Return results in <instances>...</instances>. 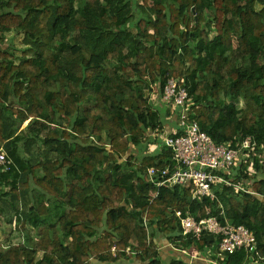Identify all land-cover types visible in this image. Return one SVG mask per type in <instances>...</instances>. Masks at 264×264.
Segmentation results:
<instances>
[{
	"label": "trees",
	"instance_id": "16d2710c",
	"mask_svg": "<svg viewBox=\"0 0 264 264\" xmlns=\"http://www.w3.org/2000/svg\"><path fill=\"white\" fill-rule=\"evenodd\" d=\"M171 77L216 143L255 139L231 177L256 194L218 184L215 200L179 186L153 199L147 171L173 154H146L166 114L150 94ZM1 150L0 222L27 237L0 242V264H212L183 251L214 259L218 238L185 237L176 215L208 207L256 234L257 252L221 264H264V0H0Z\"/></svg>",
	"mask_w": 264,
	"mask_h": 264
},
{
	"label": "built area",
	"instance_id": "2783aa9c",
	"mask_svg": "<svg viewBox=\"0 0 264 264\" xmlns=\"http://www.w3.org/2000/svg\"><path fill=\"white\" fill-rule=\"evenodd\" d=\"M160 100L167 107L178 111L180 128L166 135L164 139V146L172 151L171 160L164 168L150 167L147 171V180L155 188L152 192L153 199L159 196L162 187L172 189L179 186L191 190L193 199L215 200L217 198L215 187L218 184L234 186L237 193L243 191L245 194H256L250 189L247 190L243 184H235L231 177L232 171L246 160L249 151L256 150L257 143L252 136L242 139L236 147L230 140L216 143L197 121L190 119L192 98L184 79L169 78ZM11 164L7 153L1 150L0 166L9 169ZM176 215L185 237L192 236L199 240L205 234H211L219 240L217 250L214 251L216 258L212 259L210 256L212 249L203 252L196 248L200 253L198 256L190 255L188 250H184L191 260L199 259L207 263L221 264L220 259L238 250L244 249L251 254L257 252L254 231L243 224L230 222L223 216V211L220 217L225 218V223L219 216L212 215L209 207L207 216L201 219L192 214L185 215L182 211H177ZM147 220L149 219L145 216L146 227ZM169 246L174 247L172 244ZM112 251L116 254V247ZM93 264L102 263L94 261Z\"/></svg>",
	"mask_w": 264,
	"mask_h": 264
},
{
	"label": "rangeland",
	"instance_id": "374dc122",
	"mask_svg": "<svg viewBox=\"0 0 264 264\" xmlns=\"http://www.w3.org/2000/svg\"><path fill=\"white\" fill-rule=\"evenodd\" d=\"M14 49H17L19 46L21 47L22 44L20 42V39L17 37L16 33L13 34L12 36L9 37V40L8 42ZM151 96V99L152 101L154 102V105L156 107H159V110L161 109V111L163 110L164 114H165V117H164V125L163 127H159L157 128L154 132H153V135H150L151 139H153L155 141V143L153 142L152 144L149 145L148 149L146 150V154L147 153H156L158 151V149H162L164 148V139L166 137V135H168L169 131H170V128L169 126L171 125L172 127H176L177 129L180 128V125H179V121H178V111H175L174 109L172 108H169L167 107L165 104H163L160 100V97L158 96V91H157V87L154 85V92H152L150 94ZM238 105L240 107H245L249 110H252L253 109V104L250 103V102H247V101H240L238 103ZM159 143V148H156L155 149V145ZM225 207V206H223ZM225 208H224V211H223V216L224 217H227L226 215V212H225ZM228 218V217H227ZM229 220V219H228ZM231 222V221H230ZM147 225H148V229H149V235L151 236V239L153 238V230H152V225L149 224V220H147ZM4 232H3V229H2V235H4V237L2 235V238L0 237V242L2 243L3 247L6 248V245L8 244L7 240L10 236H12V240L11 242L12 243H19L20 239L16 238V236H13L12 232L11 231V228L10 226L6 223L4 224ZM10 239V238H9ZM162 246L160 247V250L164 253V255L166 256V261L167 263L170 262L171 258H172V255L170 254V247H169V243L165 240V241H162ZM177 251V250H176ZM188 252L190 253V255H200V253L198 251H196V247L194 245H192L189 249H188ZM179 253V252H178ZM184 255L186 253H183ZM42 255V253L40 254V256ZM183 255V256H184ZM189 255V254H187ZM171 257V258H170ZM202 263H206L205 261H201Z\"/></svg>",
	"mask_w": 264,
	"mask_h": 264
},
{
	"label": "crops",
	"instance_id": "0c3cea01",
	"mask_svg": "<svg viewBox=\"0 0 264 264\" xmlns=\"http://www.w3.org/2000/svg\"><path fill=\"white\" fill-rule=\"evenodd\" d=\"M164 113V112H163ZM27 124V123H26ZM25 124V125H26ZM169 128H170V131L168 132L169 134L170 133H173L175 130H177V128L176 127H172L171 125L169 126ZM156 148H159V143L158 144H156L155 145V149ZM4 224H6V222H5V220H3V221H1L0 222V228H1V233H2V229H3V232H4ZM11 232V231H10ZM31 235H30V237H32V238H36V231L35 230H31V233H30ZM2 235V234H1ZM3 237H4V235H2ZM2 236H0L1 238H2ZM13 236H16V238H18V239H22L23 241L25 240V238L27 237V235L25 234V232L24 231H21V233H18V232H14L13 233Z\"/></svg>",
	"mask_w": 264,
	"mask_h": 264
}]
</instances>
